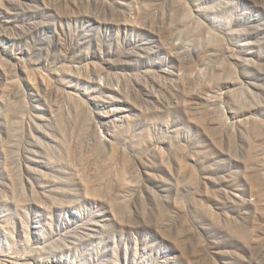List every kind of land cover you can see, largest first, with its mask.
Returning <instances> with one entry per match:
<instances>
[{
    "label": "rangeland",
    "instance_id": "1",
    "mask_svg": "<svg viewBox=\"0 0 264 264\" xmlns=\"http://www.w3.org/2000/svg\"><path fill=\"white\" fill-rule=\"evenodd\" d=\"M0 264H264V0H0Z\"/></svg>",
    "mask_w": 264,
    "mask_h": 264
}]
</instances>
